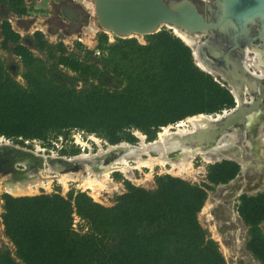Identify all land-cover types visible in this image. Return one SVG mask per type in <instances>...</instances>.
I'll return each instance as SVG.
<instances>
[{
  "label": "trees",
  "instance_id": "obj_1",
  "mask_svg": "<svg viewBox=\"0 0 264 264\" xmlns=\"http://www.w3.org/2000/svg\"><path fill=\"white\" fill-rule=\"evenodd\" d=\"M3 1L19 15L27 11L25 0ZM1 33L3 46L13 45L20 58L24 79L18 81L0 60V136L9 139L44 142L78 129L117 144L139 140L132 132L137 129L154 140L161 127L235 104L230 90L197 65L191 47L166 28L148 34L145 43L135 37L109 43L104 36L93 61L67 52L63 42H49L42 31L32 37L40 55L7 21ZM49 61L72 71L74 83L57 78ZM239 171L237 161L224 159L208 166L202 183L158 174L149 189L127 180L113 205L85 191L4 193L1 217L15 250L0 247V264H227L198 214L208 190ZM240 200L248 247L264 264V191ZM75 214L86 231L74 227Z\"/></svg>",
  "mask_w": 264,
  "mask_h": 264
},
{
  "label": "water",
  "instance_id": "obj_2",
  "mask_svg": "<svg viewBox=\"0 0 264 264\" xmlns=\"http://www.w3.org/2000/svg\"><path fill=\"white\" fill-rule=\"evenodd\" d=\"M199 1L203 2L209 13L200 9L197 0H94L95 21L103 30H111L120 38L133 37L131 34H153L162 30L163 27L169 28V25L177 26L192 36L200 34L203 38L198 49L200 55L220 70H224L230 81L236 82L241 77L239 72L241 64H237L235 54L243 55L244 47L252 41L259 44L263 42L264 0H213L212 4L209 0ZM63 13L67 19L75 18V11L71 7L64 8ZM210 39L214 42L209 43ZM183 41L191 47L197 65L214 75L197 62L193 46ZM216 73L220 75V79L225 78V75H221L220 72L216 71ZM260 103V99L256 98L254 102L246 103L245 106L215 113L214 118H210L208 126L186 134L184 140L188 146L206 149L229 129L246 127L250 114ZM17 145L19 144L13 148L19 155L31 156L32 152L26 149V146ZM11 148L9 145L0 146L1 174H9L13 170H22L27 167L18 162L19 155ZM206 152L208 153V150ZM118 154L119 147H107L103 154L105 162L108 163ZM26 161L28 164L35 162L40 166L44 163L41 157ZM215 161H221V159ZM56 162L67 169L75 166V163L66 158H58Z\"/></svg>",
  "mask_w": 264,
  "mask_h": 264
},
{
  "label": "rangeland",
  "instance_id": "obj_3",
  "mask_svg": "<svg viewBox=\"0 0 264 264\" xmlns=\"http://www.w3.org/2000/svg\"><path fill=\"white\" fill-rule=\"evenodd\" d=\"M47 1L48 0H32L30 2V6L27 7L28 9H27L26 14H25L27 16V18L24 20H31L33 24L34 23H37V24H35L34 26L31 25V27L28 28L27 30H24V28L23 29L21 28L22 29L21 32L23 35H25V36L27 35V36L32 37L33 31L35 32L36 30H40L43 33L45 31V32H47V37H46V34L44 33L45 38L49 42H52L55 44L58 42H63V44L66 46V48L68 50L67 52L73 53L80 60H92V61H93V58H95L98 55L95 53H93V54L89 53L88 54V52H90L91 50L96 52L97 51V45L99 44V42H101V40H103L104 36H107L109 43L116 42L117 38H120V37H117L113 34H109V32L103 30L98 24H96L95 20L90 18L91 16H89L87 18V21H85L84 25H81L83 28H81V26H80L79 29H77L75 31H70V30L66 31L65 30L62 32L60 30H53V31L51 30V32H50V25L49 24L52 22L47 17V14L51 13V11L49 10V8L47 6ZM197 1H198L199 6H200V9L202 11H204L205 13H209V11L206 9L203 2H201L199 0H197ZM212 2H213V0H211L210 4H212ZM77 5H78V3H77ZM89 5L91 8L92 7V1H90ZM1 6L4 7V9L6 7H8L7 5L4 4L3 0H0V11H3ZM93 7H94V2H93ZM93 7H92V11H93ZM40 25L46 26V29L42 30ZM35 28H38V29H35ZM163 28H166V29L172 31V29H169L167 27H163ZM81 29L83 32H85V35L83 37V42L79 41L78 39H75V36L74 37L70 36V34H72V32H77ZM172 32L175 33L174 31H172ZM147 35L148 34H145L142 36L136 35L133 37L137 38L139 42L145 43L146 39H147ZM1 36L2 35L0 34V60L4 63L7 71H9L11 73V75H13L18 81L24 83V79L21 76V72L23 70V67H22V63L20 61V58L15 53H13V51H11V48L3 46V40H2ZM128 38H131V37H128ZM207 38H209V36H207ZM25 41H26L25 38L21 39V42H23L24 44H25ZM213 42H214L213 39L209 40V43H213ZM34 52L37 55L38 54L40 55L39 51H34ZM41 56H43V54H41ZM235 57L237 59L236 60L237 64L239 63V65H240V62L242 60L243 55H241L240 53H236ZM48 64L51 65L53 73L57 76V78H60L62 81L68 82L70 84L74 83L73 76L75 74L72 71L67 70V68H65L61 65H59V66L53 65L52 66V61H49ZM221 71H222V74L225 75V78L227 79L228 77H227L226 73L224 72V70H221ZM61 74H64V75L62 76ZM107 75H108L107 77L112 76L111 74L110 75L107 74ZM104 77H106V74L104 75ZM213 77L215 80H219V79H216L214 75H213ZM109 81H111L112 84L116 83V81L112 77L109 78ZM220 83L222 86L227 88L226 85H224L221 81H220ZM230 83L234 84V85L236 84L235 82H232V81H230ZM75 85H77L78 88H81L83 86V84L81 82H79V83L75 82ZM177 123H173L172 125L176 126ZM162 129H163V127L160 128V130H162ZM263 129H264V122H261L258 124L257 134H255V136L253 138L260 135L263 132ZM173 131H175V129H173ZM132 132H134V130H132ZM135 134L137 135L138 133L135 132ZM93 136L100 138L101 139V146H104L106 149L107 144H105V143L107 141H105L104 138H101V137H99L93 133H91L89 135V133L83 132V131L77 130V129L66 131V133L59 134L57 136L52 135V136H50V138L48 140H46L44 142L39 141V140H25L24 142H21V141H17L15 139H11V138H10V140L12 141L13 144H19L21 146H26L29 149H38L39 148L42 150L41 153H45L46 157H47V155H51V156L55 155V157L65 156L66 158H73V157H76L80 154L81 155L92 154V156H93L92 167L97 169L100 167L101 162L104 161V156L102 153H100L101 146H99L93 140ZM137 136L140 138V134H138ZM4 138L7 139L6 137L3 136L0 140H2ZM156 138H158V132H157ZM146 139H147V136H146ZM148 141H150V140H148ZM5 142H10V141H5ZM122 142L127 143L126 141H122ZM122 142H120V143H122ZM107 143H109V142H107ZM128 143H130L132 145H138V143H140V140H137L134 142H128ZM238 144H240V142ZM130 151L131 150L127 151L124 149H120L118 155L131 153ZM153 152H156L155 149ZM237 152H238L237 150L235 152V150H233V149H229V150L225 151V153L230 154L231 157H232V154H235L236 157H240L243 160V163L247 164V165L244 166L242 168V171L241 172L239 171V173L233 179L228 181L227 183H221V184L215 185L213 189L208 190V196H207L205 203L209 200L215 201L217 194L221 192V189L218 187L219 185H224L225 187L224 186L223 187L226 189L230 183L235 182V181H238L241 183V189L240 190L246 191L248 193L252 194V193L264 191V147H262L258 151H253V153L250 152L251 155L249 157L243 155L240 152H238V153ZM168 153L170 155L172 154L171 156H174L175 150L169 148ZM219 159H221V161L224 160L225 159L224 155H221V158H219ZM230 159L235 160V161L237 160L236 158H230ZM96 161H98V162L96 163ZM215 162H217V161L213 160L210 163L206 162L201 154H195L194 158L192 159L193 167L195 169L202 167V169H200V172L197 173V176H184V177H182L180 175L175 174L174 172L168 171L167 169L171 168V167H169V165H167V167H168L167 169H164L163 167H161V165H155L153 171H151V169L149 167H142V169L133 168L132 172L137 177L136 181H133L132 179L128 178L124 174L123 171H118V172H121V174H119V175L116 174V171H113V172H110V177L114 183H116L117 185L119 184L120 188H118V189L111 188V190L109 191L107 188L103 187V188H101V194H102L101 199L96 200L93 196H92V198L95 201L100 202L104 205H113L115 203L116 197L119 194H122L126 191L125 181L129 180L131 183H133L135 185H140V186L151 189V188L156 187L155 177L158 174H160V175L171 174L173 176H177V177H181L183 179H186L192 183H202L203 181H207L206 175H207V171H208V166L211 163H215ZM72 163L76 164L75 165L76 168H74V166H73V167H71L70 170H73V171L77 170L78 171V169H80L78 162H72ZM130 164H131V166L136 165V163L133 161H130ZM47 165L43 166V167H45V171H48ZM240 168H241V166H240ZM35 169H37V168H35ZM42 174L46 175V174H48V172L47 173L42 172ZM7 176L10 178L12 177V175L11 176L7 175ZM136 182H138V183H136ZM79 184H80V181H69L67 188H64V186L55 178L52 181V185H51V188L49 190L41 188L40 191L38 193H35V194L60 192L61 194L66 195L69 191L73 190L75 192L76 191H85L90 195L88 190H83L82 189L83 187L80 186ZM4 193H7L5 191V189H3L1 191V194H0V219H1V221H2L1 214L3 212V206H2L3 200L1 197ZM202 210H203V208H202ZM202 210L198 214V219H199L200 223L202 224V226L207 230L208 236L210 238L214 239L218 243L220 251L225 256L226 255L225 250H224L223 245H222L223 239H221V240L218 239L217 234L215 233L216 227L213 228L212 227L213 225H212L210 227L212 230L211 231L205 225L204 220H203V218H205L204 217L205 214L202 213ZM2 224H3V221H2ZM74 227L79 231H86L87 230V226H86L85 222L83 220H81L77 214H75ZM246 230H247V227L244 224H241L238 231L241 234L242 243H244V240H243L244 237L246 238V232H247ZM230 241H231V239H230ZM227 243H228V246H230L229 240H227ZM224 244H226V243L224 242ZM241 246H242V244H238V245L235 244L234 247H232V251L234 252V250H235V252H239V248ZM0 247L1 248H10L13 252L15 250V245L5 235L4 225H3V228L0 227ZM227 261L229 263L231 262L233 264H253L251 261H248L247 263H246V261H243V263H240L239 259H238V261H237V259L231 260V258H229V257H227Z\"/></svg>",
  "mask_w": 264,
  "mask_h": 264
},
{
  "label": "bare ground",
  "instance_id": "obj_4",
  "mask_svg": "<svg viewBox=\"0 0 264 264\" xmlns=\"http://www.w3.org/2000/svg\"><path fill=\"white\" fill-rule=\"evenodd\" d=\"M168 27L174 29V32L178 37H181L183 40L193 46L195 55L197 56V62L206 70L213 72L214 76H216V78L220 81V75H218L216 71L220 72L221 75H223L221 71L222 69L220 70L219 68H217L213 63L209 62L198 52L199 44L203 40V38L200 37V34L192 36L185 30L177 26L171 27L169 25ZM43 29H45V27H43ZM104 30L109 32V34H113L111 30ZM131 35L142 36L141 34ZM262 44L254 43L252 41L250 44H247L244 47V52L242 53L246 56L244 57V63L246 66L245 68H247L248 72L251 71V73L255 75L254 77L264 76V38ZM230 87L233 90V93L235 94L238 102L242 103L245 98L241 97L238 87L231 83ZM247 87H249V84H247ZM225 110L228 111L229 109ZM214 116L215 114L207 113H198L195 115L188 116L185 119L179 121L176 126H173L172 124L164 126L163 129L158 132V138L150 141L146 139V135L144 133L139 130H136L135 132L140 134V138L138 137L140 143H138L136 147H132V145L128 142H122L120 144H110L106 142L105 144H107V147H119V150H131V153L117 155L112 160L108 161V163H106L104 159V161L101 162L100 167L97 169L92 167V154H80L73 158H66L65 156L55 157V155H49L46 157L45 153L41 154L42 150L39 148L37 150L26 148L32 152L30 153L31 156H23L22 154L19 155L18 152L13 148V146H16V144H13L10 139L4 138L0 140V146H11V150H14L16 154L19 155L18 162L20 164L26 165L27 167L22 170H13L9 174L0 173V194L3 189H5L7 193L13 196L35 194L38 193L41 188L49 190L51 188L52 181L56 178L64 186V188H67L69 181H80L79 185L83 187V190H88L91 196H93L96 200H100L102 197L101 188H107L109 191L111 190V188H120L119 184L117 185L116 183H114L110 177V172H112V170L114 169H119L120 171H123L124 174L133 181L137 180V177L132 172L133 168L142 169V167H149L151 171H153L155 165H161V167H163L164 169H167V165H169V167L171 168L167 169L168 171L174 172L175 174L180 175L182 177L197 176V173L200 172V169H202V167L198 169H195L193 167L192 159L194 158L195 154H201L204 160L209 163L213 160L215 161L217 158H221V155H224V157L227 156L225 155L226 149H228L229 146L235 145L236 143H238V140H241L247 136V128L253 126V123L257 120L259 116V112L254 111L253 114H250L248 125H246V127L229 129L228 131L222 134V137H220L218 141L210 144V146L206 147V149L201 147L196 148L188 146L186 141L184 140L185 135L194 132L199 128L208 126L210 118H214ZM173 129H175V131H173ZM93 140L99 146H101L100 138L93 136ZM5 141H10L11 143ZM169 148L175 150L174 156H171L172 154L170 155L168 153ZM154 149L156 152H153ZM207 150L208 153L206 152ZM105 151V147L101 146L100 153L104 154ZM36 157L42 158L44 163L41 166L35 162L33 164L32 162H30V164L27 163L26 160H32ZM58 158H66L71 162H78L80 169H78V171L75 170L76 172L70 170L71 168L67 169L63 165L56 162V159ZM130 161L135 162L136 165L131 166ZM97 162L98 161H96V163ZM45 165L48 166V171H45V167H43ZM74 168H76V166H74ZM42 172H48V174L43 175ZM7 175H12V177L10 178ZM212 206V200H209L205 203L202 210V213L205 214V216L203 215L205 217L203 218V220L209 219L212 216ZM0 222V227L3 228L1 219ZM209 226H212L213 228L217 227L215 226V224H209ZM216 230L215 233L217 234L218 239L221 240L222 235L218 232V230ZM222 245L225 250V254H230L229 248L224 244V242L222 243Z\"/></svg>",
  "mask_w": 264,
  "mask_h": 264
},
{
  "label": "flooded vegetation",
  "instance_id": "obj_5",
  "mask_svg": "<svg viewBox=\"0 0 264 264\" xmlns=\"http://www.w3.org/2000/svg\"><path fill=\"white\" fill-rule=\"evenodd\" d=\"M70 2H71L70 0H48L47 1V6L49 10L51 11V13L47 14V17L52 22L49 24L50 32L51 30L52 31L60 30L62 32L65 30L75 31L79 29L81 25H84L85 21H87V18L89 17V13L81 5H76V7H73L75 11V18H73L71 22L67 20V18L64 16L63 9L66 7L70 8L71 6ZM29 6H30V3L28 6L26 5V7H29ZM2 10L3 11H0V34L2 35L1 32H2L3 23L7 21L11 25V28L15 32H18L20 34L21 39H24V38L26 39L25 44H28L29 46H31L33 52L37 51L36 49L33 48V43H32L33 36L32 37L27 36V35L25 36L21 32L23 28L24 30H27L28 28L31 27V25L34 26L37 23L33 24L31 20H24L27 18V16L25 15L26 13L19 15L15 11L9 10L8 7H6L5 9L4 7H2ZM40 26L42 30L46 29V26H43V25H40ZM43 27H45V29H43ZM35 29H38V28H35ZM36 31H40V30H36ZM35 32L33 31V35ZM44 33L46 34V37H47V32L44 31ZM1 37H2V40H4L3 35ZM12 47H11V51H12ZM97 55L99 56L100 54H97ZM243 57H246V56L243 55ZM243 57L240 62L241 68H239L241 77L235 82L236 83L235 85L238 87L241 97L245 98L244 101L242 103L238 102L235 94L233 93V90L230 87V81L228 78L227 79L223 78L224 80L220 79V81L222 83L224 82L223 84L226 85L227 89H229L230 92H232L233 94L235 104L234 106L230 108H234L237 106H245L246 103L254 102L256 98H259L261 101L258 107L254 109V111L259 112V116L257 120L253 123V126L247 128L248 130L247 136L244 139H241L242 141L238 140V143L240 142V144L236 143L233 146H229V149H233L235 150V152L237 150L243 155L249 157L251 155L250 152L253 153V151H258L259 149L264 147V129L260 135L253 138L255 134H257L258 124L261 122H264V76L254 77L255 75L251 73V71L248 72L247 68H245L246 66H245ZM247 84H249V87H247ZM260 94H262V96H260ZM230 108H227V109H230ZM226 155L227 156H225L224 158H236L237 159L236 161L241 166L240 172L242 171V168L247 165L243 163V160L240 157H236L235 154H232V157L228 153ZM229 160H232V159H229ZM223 186L224 185L218 186L221 189V192L217 194L215 201L213 200V206L211 208L212 216L209 219H206V220L204 219V223L210 230L211 228L209 224L210 225L215 224V226H217L216 229H218V231L222 235L223 242L227 244L225 245L229 248V251H230V254L228 255L226 254L224 256L223 254L227 264H233L227 261V257L231 258V260L237 259L238 261L239 259L240 263H243V261H246V263L248 261H251L253 264H261V261L255 255V253L248 247V242L251 237L249 233V225L245 223L243 217L241 216L239 212V204L241 201L240 198L242 197V195L244 194L257 195L259 192L251 194L246 191L240 190L241 183L238 181L230 183L226 189L224 188L225 186L224 187ZM241 224H244L247 227L246 238L244 237L243 239L244 243H242L241 234L238 231ZM259 225L261 227L262 233H264V220ZM227 240H229L230 246H228ZM235 244L236 245L242 244V246L239 248V252H235V250L234 252L232 251V247H234Z\"/></svg>",
  "mask_w": 264,
  "mask_h": 264
},
{
  "label": "built area",
  "instance_id": "obj_6",
  "mask_svg": "<svg viewBox=\"0 0 264 264\" xmlns=\"http://www.w3.org/2000/svg\"><path fill=\"white\" fill-rule=\"evenodd\" d=\"M32 0H25V3L26 5L28 6L29 3L31 2ZM70 4H71V8L74 10L73 6L76 7L77 3L78 5H81L86 11H88L89 13V16H91L90 18H92L93 20H95V11H94V7H93V2L94 0H90L92 1V7H93V11H92V7L90 8V1L89 0H70ZM69 22H71L72 19H67ZM83 28V27H81ZM85 35V32L81 30L77 31V32H72V34H70V36L74 37L75 36V39H78L79 41L83 42V37ZM96 54H100V51H96L95 52ZM78 130V129H77ZM82 131V130H81ZM84 132V131H83ZM135 134V131L133 132ZM3 136H0V138H2ZM91 137V136H90ZM9 139V138H8Z\"/></svg>",
  "mask_w": 264,
  "mask_h": 264
},
{
  "label": "crops",
  "instance_id": "obj_7",
  "mask_svg": "<svg viewBox=\"0 0 264 264\" xmlns=\"http://www.w3.org/2000/svg\"><path fill=\"white\" fill-rule=\"evenodd\" d=\"M74 7V6H73Z\"/></svg>",
  "mask_w": 264,
  "mask_h": 264
}]
</instances>
